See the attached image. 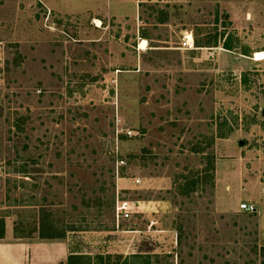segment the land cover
<instances>
[{
    "label": "rangeland",
    "instance_id": "obj_1",
    "mask_svg": "<svg viewBox=\"0 0 264 264\" xmlns=\"http://www.w3.org/2000/svg\"><path fill=\"white\" fill-rule=\"evenodd\" d=\"M105 5L0 0V238L264 264V0Z\"/></svg>",
    "mask_w": 264,
    "mask_h": 264
},
{
    "label": "crops",
    "instance_id": "obj_2",
    "mask_svg": "<svg viewBox=\"0 0 264 264\" xmlns=\"http://www.w3.org/2000/svg\"><path fill=\"white\" fill-rule=\"evenodd\" d=\"M104 1L109 14L125 7L123 0ZM13 234V229L8 227L0 238V264H67L69 256L76 254L71 251L68 239L13 237Z\"/></svg>",
    "mask_w": 264,
    "mask_h": 264
},
{
    "label": "built area",
    "instance_id": "obj_3",
    "mask_svg": "<svg viewBox=\"0 0 264 264\" xmlns=\"http://www.w3.org/2000/svg\"><path fill=\"white\" fill-rule=\"evenodd\" d=\"M183 44L186 47H191L193 45V38L190 39L189 35H186ZM126 132H128L130 134L132 131L131 130H127ZM121 162H123V160H121ZM135 207H136V203H134L133 201L123 200L118 205V210L121 211V214L124 217H130V215H131V213H132V211L134 210ZM240 208L242 210H245V211H248V212L257 211V206L254 203L243 202V203L240 204Z\"/></svg>",
    "mask_w": 264,
    "mask_h": 264
},
{
    "label": "trees",
    "instance_id": "obj_4",
    "mask_svg": "<svg viewBox=\"0 0 264 264\" xmlns=\"http://www.w3.org/2000/svg\"><path fill=\"white\" fill-rule=\"evenodd\" d=\"M223 46L225 47V48H227V49H232V44L230 43V42H228V41H225L224 43H223ZM83 256L84 255H82V254H72V255H70L69 256V258H68V264H74V262H73V260H74V258H83ZM140 258V257H142V254H136V253H134V254H132L131 255V258ZM128 258H130V257H126L125 258V264H151L150 263V261H142V262H129L128 261ZM76 264V263H75Z\"/></svg>",
    "mask_w": 264,
    "mask_h": 264
},
{
    "label": "water",
    "instance_id": "obj_5",
    "mask_svg": "<svg viewBox=\"0 0 264 264\" xmlns=\"http://www.w3.org/2000/svg\"><path fill=\"white\" fill-rule=\"evenodd\" d=\"M262 114L264 115V108H263V110H262ZM243 141H241V143H242Z\"/></svg>",
    "mask_w": 264,
    "mask_h": 264
},
{
    "label": "bare ground",
    "instance_id": "obj_6",
    "mask_svg": "<svg viewBox=\"0 0 264 264\" xmlns=\"http://www.w3.org/2000/svg\"><path fill=\"white\" fill-rule=\"evenodd\" d=\"M141 48H144V47H141Z\"/></svg>",
    "mask_w": 264,
    "mask_h": 264
}]
</instances>
